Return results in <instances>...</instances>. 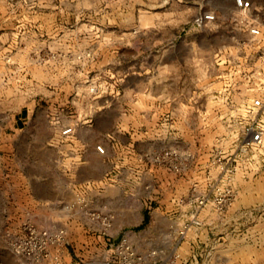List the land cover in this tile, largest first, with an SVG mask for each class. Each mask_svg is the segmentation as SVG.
I'll return each instance as SVG.
<instances>
[{
  "label": "rangeland",
  "instance_id": "rangeland-1",
  "mask_svg": "<svg viewBox=\"0 0 264 264\" xmlns=\"http://www.w3.org/2000/svg\"><path fill=\"white\" fill-rule=\"evenodd\" d=\"M249 2L257 41L235 0H0V264L101 261L123 237L146 255L155 224L154 243L172 246L205 223L214 232L200 263L264 264V230H247L264 201L224 218L241 180L264 185V148L238 151L244 123L225 120V102L256 88L228 76L226 55L255 68L264 53V0ZM206 12L215 21L200 22ZM164 149L178 154L171 167ZM227 158L233 184L214 183ZM165 177L180 179L167 205L177 217ZM196 196L209 202L197 208ZM31 229L62 232L39 262L14 249Z\"/></svg>",
  "mask_w": 264,
  "mask_h": 264
},
{
  "label": "built area",
  "instance_id": "built-area-1",
  "mask_svg": "<svg viewBox=\"0 0 264 264\" xmlns=\"http://www.w3.org/2000/svg\"><path fill=\"white\" fill-rule=\"evenodd\" d=\"M234 6L238 11L237 15L240 17L238 20L239 24L242 27H245L252 39L257 41L260 35V30L257 26L250 25L247 20L248 13L251 10L249 0H235ZM213 21H215V16L214 13L211 12L204 13L200 20V22L205 23H211ZM226 58L230 68L228 76L232 74L230 76L232 78L238 74L243 80H246V82L255 80L256 88L251 90V98L241 105L232 100L225 102L226 107L228 108V114L226 115L225 120L227 122H236L240 119V121L244 123L241 126V135H238V133L233 135L236 136L234 141L235 145L238 147V151L251 154L260 153L264 148V74L262 73V69L264 68V53H261V55L258 56L259 62L255 63V68L248 67L241 55L235 53L227 54ZM239 111L243 112L241 118H239ZM70 130V128H66L63 131V134L69 133ZM97 149L101 151L100 147ZM162 153L163 162L171 167L170 162L173 158L178 157L177 152L164 149ZM228 161L229 158L218 166L219 178L214 179V183L224 186H230L233 184L231 177L236 174L237 170L236 167L230 166ZM175 169L177 168L175 167ZM241 175L242 177L243 175L246 176L245 173ZM208 184L210 183L208 182ZM194 201L198 208L205 206L209 202V199H206L204 196H196L194 197ZM211 202L217 209H223L228 203H230L229 197L226 194L214 197L211 199ZM61 233L62 232L58 231L53 234L49 230H27L24 239L14 246L15 252L23 254L26 257L32 258L34 256L35 258L33 261L39 262L44 256L42 255L39 259L36 255L43 253V250H45L49 243L59 240L60 237H62ZM155 255L156 253L154 251L149 252L146 255L139 254L134 250L129 240L126 237H123L117 243L110 245L107 256L101 261L76 260L65 264H156V262L151 261V258ZM50 264L64 263L60 262L58 258L55 257Z\"/></svg>",
  "mask_w": 264,
  "mask_h": 264
},
{
  "label": "crops",
  "instance_id": "crops-1",
  "mask_svg": "<svg viewBox=\"0 0 264 264\" xmlns=\"http://www.w3.org/2000/svg\"><path fill=\"white\" fill-rule=\"evenodd\" d=\"M93 151L95 154H98L95 147L93 148ZM160 171L162 172L161 169ZM159 182L160 187L163 188L161 190L160 195L162 196V198H164L166 206L171 204H177L178 198L183 195V193L180 191V179L176 178L173 180H168L165 177V179L161 178ZM262 183L259 180H241L239 182L241 194L228 208V210L224 214V218H226L227 220L232 218H240L243 216L244 211L247 208L255 204H260L262 201H264V185ZM167 211L168 214L172 217L178 216L177 209L174 207L172 208V210H170V207L167 206ZM168 214H166V216H169ZM180 215L182 216L183 213H180ZM184 215L186 214L184 213ZM203 216L206 219H212V215ZM255 216L257 222L247 230H264V212ZM205 224L204 227H201V229H192L189 236H187L181 242H173L172 246H169L168 242L154 243L153 238H155L156 235H160V233L162 234L160 227L155 224V226H153L152 228V232H150L149 237H147V240H149V242L145 244L146 252H156V255L151 258V261L156 262V264H170L171 261L173 262L174 257L176 255H179L181 260L175 259V264H203L200 263L202 260V252L206 250L207 246L211 243V240H209V235L214 232V226H210V223H207L206 225ZM150 225H148V227H151ZM131 245L133 246L136 252L141 253L136 249V245L134 242H131ZM164 249L169 252L167 255L162 252L164 251ZM222 258L223 261L227 260L225 256H223ZM186 261H189V263H187Z\"/></svg>",
  "mask_w": 264,
  "mask_h": 264
}]
</instances>
